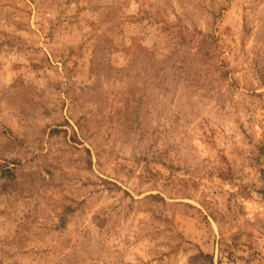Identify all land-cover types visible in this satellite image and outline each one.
Returning a JSON list of instances; mask_svg holds the SVG:
<instances>
[{"label": "rangeland", "instance_id": "rangeland-1", "mask_svg": "<svg viewBox=\"0 0 264 264\" xmlns=\"http://www.w3.org/2000/svg\"><path fill=\"white\" fill-rule=\"evenodd\" d=\"M0 264H264V0H0Z\"/></svg>", "mask_w": 264, "mask_h": 264}]
</instances>
